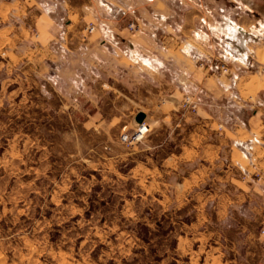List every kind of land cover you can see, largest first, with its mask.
Here are the masks:
<instances>
[{"label":"rangeland","instance_id":"obj_1","mask_svg":"<svg viewBox=\"0 0 264 264\" xmlns=\"http://www.w3.org/2000/svg\"><path fill=\"white\" fill-rule=\"evenodd\" d=\"M165 1L178 19L161 22L155 4L114 0L107 43L114 57L101 64L86 56L93 24H63L60 40L46 46L33 23L37 9L16 0L9 19L1 17L0 27L11 22L16 35L6 30L0 40V264H264V225L255 242L247 231L231 232L237 247L227 254L196 201L184 208L176 195L191 166L164 161L192 140L197 146L204 128L223 129L203 125L201 114L247 118L263 108L264 0H182L183 9ZM132 35L150 39L146 52L130 51ZM176 51L182 66L201 69L212 84L177 87L178 126L170 131L156 120L157 101L180 84L172 77L181 67ZM157 56L163 76L141 63L157 64ZM223 81L234 96L221 95ZM189 95L196 111L184 103ZM140 112L149 115L148 130L135 138ZM248 206L240 217L252 216Z\"/></svg>","mask_w":264,"mask_h":264},{"label":"crops","instance_id":"obj_2","mask_svg":"<svg viewBox=\"0 0 264 264\" xmlns=\"http://www.w3.org/2000/svg\"><path fill=\"white\" fill-rule=\"evenodd\" d=\"M21 1L23 2L22 7L28 9L29 12L30 9L38 10V13L34 16L35 20H33V23L37 25L36 29L39 28L37 31L40 33L39 36L43 45L50 46L54 40H60L59 36L63 24L72 26L82 23L93 24L96 28L89 37V41L85 43L88 45L86 56L91 59L92 64L94 62L101 64L104 60L105 62H112L114 53L109 50L107 43L110 42L108 40L110 38L108 29H112L111 25L114 22V0ZM141 1L143 3H139L136 8L144 9L146 7L145 3L155 4V8L160 9L161 22H172L171 18L178 19L171 13L170 6L165 0ZM15 3L16 0H0V20L6 22L5 19L1 18L3 15H6V18L9 19L10 14L15 10ZM169 4H171V7L174 5V7L178 8L175 2H170ZM185 4L183 1V8L186 6ZM126 6L121 5V8H126ZM71 17L76 19H71ZM13 29L11 22L8 25L1 26L0 40H2V32L6 30H8V34L5 33L6 37L9 35V38L12 39L16 35V33L12 35ZM118 32L117 39L125 40V38H128V36H122V29ZM146 40L150 39L145 35H132L131 39H127L130 51L134 54L146 52ZM62 41L64 45L67 42L66 37ZM79 43L82 44L81 42ZM163 53L161 52V54ZM173 56L181 67L175 65L172 77H176L175 79L181 85H173L169 96H161L157 103L161 104L162 111L156 116V120H162L164 125L170 128V131H173L178 126L177 123H174L173 107L179 101L182 91L177 89V87L194 88L205 86V88H209L210 84H212L211 78L206 75V72L201 69L195 70L194 67L185 68L182 66L183 61L181 58L184 57L182 52L176 51ZM155 60L157 64L153 65L149 58L143 57L141 63L148 68L153 66L155 71L160 72V75L164 74L167 70L162 68L165 63L164 58L157 56ZM173 81L175 80L173 79ZM223 82L222 86L218 84L222 91L221 95L226 97L234 96L228 88L227 82ZM233 106L235 105L233 104ZM148 117L149 115L146 113V120ZM186 120H189V117ZM263 120L264 106L260 111H254L247 118H242L234 112L228 114L226 118L214 117L205 112V114H201V121L206 123L203 125L208 126L211 124V126H214L220 123L223 125V129L220 131L215 127L204 128L200 139H197V146L192 140L190 144H185V147L180 152L170 151L168 158H164L166 164L170 162V167L174 165L178 167L191 166L190 169L186 170L185 174L180 175L182 180L178 182L176 195L178 197L180 194L181 198H185L184 208L187 207L191 200L196 201L195 206L202 212L204 226L208 227L212 234L217 232L219 237L225 240L224 243H220V247H223L227 254L228 250L226 248L235 250L237 247V241L231 232L247 231L250 233L248 237H251L252 242H255V235L257 234H254V231H256L258 225H264ZM192 136L191 138H193ZM165 143V139L158 140L155 142V146H164ZM252 201H256V203L252 205ZM245 204L249 205L245 210L252 216L249 217L246 214V218H242L239 215V209L243 208ZM185 214H183V222L190 224L191 222ZM197 214V211H194V215ZM221 226L224 227L221 228ZM149 230L151 231L150 228ZM208 238L214 239L217 237L209 235ZM257 238L259 242H262L261 237L258 236ZM261 249H263L262 253H264L263 245H261ZM229 261L232 264L237 262L236 260ZM241 263L243 264L244 262L241 261Z\"/></svg>","mask_w":264,"mask_h":264},{"label":"built area","instance_id":"obj_3","mask_svg":"<svg viewBox=\"0 0 264 264\" xmlns=\"http://www.w3.org/2000/svg\"><path fill=\"white\" fill-rule=\"evenodd\" d=\"M94 30H95V26L92 25V26L88 27V31H89V32H93ZM184 103H185V105L192 107L193 110H195V111L197 110L198 105H197V103H195V101H194V99L192 98V96H190V95L187 96V97L185 98V100H184ZM138 126H139V127H138V131H137V133H136L135 138L142 137V136L144 135V133L146 132V129H148V128H147V125H146L145 122L139 124ZM124 138H125V139H128V135H125Z\"/></svg>","mask_w":264,"mask_h":264},{"label":"water","instance_id":"obj_4","mask_svg":"<svg viewBox=\"0 0 264 264\" xmlns=\"http://www.w3.org/2000/svg\"><path fill=\"white\" fill-rule=\"evenodd\" d=\"M146 118V114L144 112L138 113L136 120L138 123H142Z\"/></svg>","mask_w":264,"mask_h":264},{"label":"flooded vegetation","instance_id":"obj_5","mask_svg":"<svg viewBox=\"0 0 264 264\" xmlns=\"http://www.w3.org/2000/svg\"><path fill=\"white\" fill-rule=\"evenodd\" d=\"M178 8L183 9V1L182 0H174ZM185 7V6H184Z\"/></svg>","mask_w":264,"mask_h":264},{"label":"trees","instance_id":"obj_6","mask_svg":"<svg viewBox=\"0 0 264 264\" xmlns=\"http://www.w3.org/2000/svg\"><path fill=\"white\" fill-rule=\"evenodd\" d=\"M147 230H148V229H147ZM143 238L147 239V237H143Z\"/></svg>","mask_w":264,"mask_h":264},{"label":"bare ground","instance_id":"obj_7","mask_svg":"<svg viewBox=\"0 0 264 264\" xmlns=\"http://www.w3.org/2000/svg\"><path fill=\"white\" fill-rule=\"evenodd\" d=\"M148 129H146V131H147Z\"/></svg>","mask_w":264,"mask_h":264}]
</instances>
